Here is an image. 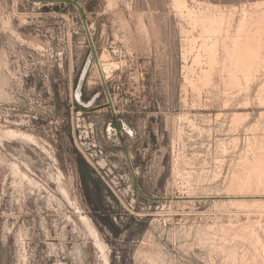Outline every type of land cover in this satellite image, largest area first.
Segmentation results:
<instances>
[{"label": "rangeland", "instance_id": "obj_1", "mask_svg": "<svg viewBox=\"0 0 264 264\" xmlns=\"http://www.w3.org/2000/svg\"><path fill=\"white\" fill-rule=\"evenodd\" d=\"M261 18L0 0V264H264Z\"/></svg>", "mask_w": 264, "mask_h": 264}, {"label": "bare ground", "instance_id": "obj_2", "mask_svg": "<svg viewBox=\"0 0 264 264\" xmlns=\"http://www.w3.org/2000/svg\"><path fill=\"white\" fill-rule=\"evenodd\" d=\"M217 12H218V11H217ZM189 15H190V14H189ZM201 16H202V15H201ZM214 17H215V16H214ZM217 19H218V18H217ZM261 19H262V21H263L264 18H261ZM245 20H246V19H245ZM247 20H248V19H247ZM259 20H260V19H259ZM259 20H258V21H259ZM262 21H261V22H262ZM216 22H217V21H216ZM220 22H221V21H219L218 23H220ZM242 22H244L243 19H242ZM242 22H241V23H242ZM214 23H215V22H214ZM241 23H240V24H241ZM247 23H248V22H247ZM215 24H216V23H215ZM257 24H258V23H257ZM209 25H210V24H209ZM216 25H217V24H216ZM218 25H220V24H218ZM218 25L215 26V25L212 24L211 26H212V28H213V26L218 27ZM241 25H243V24H241ZM241 25H239V26H241ZM244 25H245V24H244ZM244 25H243V28L245 27ZM248 25H250V24H248ZM211 26H210V27L207 26V27L211 28ZM257 26H258V25H257ZM257 26H256V29H258V28L260 27V29L257 30V31H259L258 33H260V30H261V28H263V27L261 26V24H260V26H259L258 28H257ZM205 28H206V26H205ZM238 28H239V27H238ZM213 29H215V28H213ZM218 29H219V28H218ZM240 29H242V27H241ZM240 29L237 30V31L239 32V34H240V32H244V31H240ZM246 29H247L246 31H249V30H250L249 27L246 28ZM248 29H249V30H248ZM263 29H264V28H263ZM263 29H262V30H263ZM210 30H211V29H210ZM214 31H215V30H214ZM206 32H208V31L206 30ZM249 32H250V31H249ZM247 33H248V32H246V34H244V35L242 34V35H243V36H246ZM250 33H251V32H250ZM250 33H249V34H250ZM229 34H230V33H229ZM237 34H238V33H237ZM237 34L234 36L235 38H236ZM252 34H253V32H252ZM255 34H256V33H255ZM255 34H254V35H255ZM262 34H263V33H262ZM231 36H232V35H231ZM238 36H239V35H238ZM249 36H250V35H249ZM255 36H256V35H255ZM263 37H264V35H263ZM210 38H211V36H210ZM235 38H234V39H235ZM238 38H240V37H238ZM238 38H236L235 40H237ZM248 38H250V37L247 36V39H248ZM218 39H219V38H218ZM231 39H232V38H231ZM234 39H232L234 42L231 40V42H232L231 44L234 45L233 43H235V46H236V43H237V42H235ZM240 39H244V38H240ZM245 39H246V37H245ZM245 39H244V41H245ZM261 39H262V38H261ZM210 40H211V39H210ZM263 40H264V39H263ZM206 41H207V40H206ZM221 41H222V40H221ZM252 41H253V40H252ZM252 41H251V42H252ZM254 41H257V40H254ZM258 41H259V40H258ZM219 42H220V41H219ZM238 42H239V40H238ZM240 42H241V40H240ZM240 42H239V44H240ZM251 42H250V44H251ZM259 42H260V41H259ZM262 42H263V41H262ZM253 43H254V42H253ZM255 43H257V42H255ZM255 43H254V44H255ZM260 43H261V42H260ZM231 44H230V45H231ZM246 44L249 45L248 42H247ZM246 44H244V46H245V51H246L247 48H248V47L246 46ZM254 44H253V45H254ZM242 45H243V42H242ZM204 46H205V44H204ZM226 46H227V44H226ZM226 46H225V47H226ZM244 46H243V47H244ZM250 46H251V45H250ZM257 46H258V45H256L255 49L257 48ZM260 46H264V44L262 45V43H261ZM212 47L214 48V46H212ZM227 47H228V46H227ZM239 47H242V46H239ZM251 47H252V46H251ZM253 47H254V46H253ZM233 48H234V47H233ZM237 48H238V46L235 47V49H237ZM242 49H243V48H242ZM250 49H251V51H252V48H250ZM257 49H258V48H257ZM259 49H260V48H259ZM259 49H258V50H259ZM261 49H263V47H262ZM261 49H260V50H261ZM229 50H230V49H229ZM233 50H234V49H233ZM234 51H235V50H234ZM251 51H249V52H251ZM254 51H255V50H254ZM254 51H252V54H250L251 56L253 55V52H254ZM228 52H229V51H228ZM241 52H242V50H241ZM255 52H256V51H255ZM255 52H254V53H255ZM246 53H248V50H247ZM238 54H239V53H238ZM241 54H242V53H241ZM241 54H239V55H241ZM260 54H261V53H260ZM260 54H257V55H260ZM235 55H236V53H235ZM239 55H238V56H239ZM246 55H247V54H245V58H243L244 60L246 59V57L251 58V59H250L251 61L253 60V58H252L249 54H248V56H246ZM230 56H231V55H230ZM232 56H233V54H232ZM236 56H237V55H236ZM242 56H244V55L242 54ZM254 56H256V55H254ZM227 57H228V56H227ZM220 58H221V57H220ZM220 58H218V59H220ZM233 58H234V57H233ZM239 58H240V57H239ZM239 58H238V60H239ZM249 58H247V60H248ZM259 58H260V57H259ZM228 59H229V57H228ZM230 59H231V57H230ZM241 59H242V58H241ZM241 59H240V60H241ZM257 59H258V58H257V56H256V59H255V60H257ZM212 60H213V59H212ZM235 60H236V58H235ZM238 60H236V61H233V60H232V61L235 62V63H236V62L239 63ZM244 60H243V62H244ZM258 60H259V59H258ZM226 61H228V60H226ZM241 61H242V60H241ZM248 61H249V60H248ZM251 61H250V62H251ZM213 62H214V61H213ZM253 62H255V61H253ZM241 63H242V62H241ZM241 63H240V64H241ZM244 63L247 64V63H249V62H247V63L244 62ZM242 64H243V63H242ZM245 64H243V66H244ZM249 64H250V63H249ZM249 64H248L247 66H249V70H250V69H252V66H253V65H252V64L249 65ZM260 64H261V63H260ZM99 65H100V70H101V72L103 73V68H102L101 63H99ZM220 65H221V64H220ZM228 65H229V64H227V66H228ZM236 65L238 66L237 63H236ZM255 65H256V64H255ZM233 66H235V64H234ZM237 66H236V67H237ZM245 66H246V65H245ZM247 66L245 67L246 69H248ZM229 67H231V66H229ZM250 67H251V68H250ZM237 68H238V67H237ZM245 68H243V69L245 70ZM253 68H254V67H253ZM255 68H256V67H255ZM243 69H241V70H243ZM105 70H106V69H105ZM249 70H248V71H249ZM215 72H216V71H215ZM233 73H234V71H233ZM246 73H247V72H246ZM258 74H259V73H258ZM234 75H235V74H234ZM241 76H242V75H241ZM233 77H234V76H233ZM211 78H212V77H211ZM241 78H242V77H241ZM213 79H214V78H213ZM218 80H219V79H218ZM239 81H240V80H239ZM246 81H247V80H246ZM218 82H219V81H218ZM210 83H211V82H210ZM233 83H234V81H233ZM240 88H241V87H240ZM236 92H237V91H236ZM238 93H239V92H238ZM228 95H229V94H228ZM234 115H235V114H234ZM261 156H262V155H261ZM242 158H243V157H242ZM244 158H245V157H244ZM252 164H253V162H252ZM254 165H255V164H254ZM254 165H253V166H254ZM253 170H254V169H253ZM243 171H244V170H243ZM245 171H246V170H245ZM260 171H261V170H260ZM251 172H252V171H251ZM246 174H247V173H246ZM251 175H252V174H251ZM233 176H234V175H233ZM246 177H247V176H246ZM242 178H243V177H242ZM234 180H236V179H234ZM242 180H243V179H242ZM262 180H263V179H262ZM261 184H262V183H261ZM259 185H260V184H259ZM229 186H230V185H229ZM262 186H263V185H262ZM235 187H236V186H235ZM242 187H243V186H242ZM263 188H264V187H263ZM248 193H249V191H248ZM231 194H232V193H231ZM235 194H236V193H235ZM260 194H261V193H260ZM237 196H238V195H237ZM237 196H235V197H237ZM245 196H247V195H245ZM241 197H242V196H241ZM243 197H244V196H243ZM235 200H236V199H235ZM241 201H242V200H241Z\"/></svg>", "mask_w": 264, "mask_h": 264}]
</instances>
